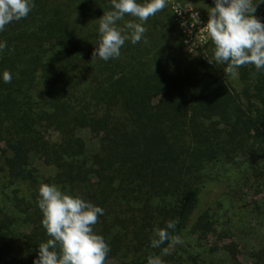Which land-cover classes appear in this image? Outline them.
<instances>
[{
  "label": "trees",
  "instance_id": "16d2710c",
  "mask_svg": "<svg viewBox=\"0 0 264 264\" xmlns=\"http://www.w3.org/2000/svg\"><path fill=\"white\" fill-rule=\"evenodd\" d=\"M189 1L208 21L214 0ZM33 3L0 32V264H33L50 239L42 184L104 210L105 264H264V70L224 73L211 39L186 54L168 4L148 43L91 61L111 0ZM169 221L183 244L162 255L151 239Z\"/></svg>",
  "mask_w": 264,
  "mask_h": 264
},
{
  "label": "clouds",
  "instance_id": "9594fccd",
  "mask_svg": "<svg viewBox=\"0 0 264 264\" xmlns=\"http://www.w3.org/2000/svg\"><path fill=\"white\" fill-rule=\"evenodd\" d=\"M259 0H214L215 7L208 9V22L204 27L213 42L214 55L209 63L226 65L224 73L237 76L239 68L254 65L257 71L264 70V24L254 15ZM112 10L104 12L99 19L100 39L92 53V60L108 61L119 58L125 41L132 44L143 41L147 28L144 23L163 10L166 0H111ZM35 7L33 0H0V32L14 21L26 18ZM125 15L136 18L119 27L117 22ZM193 16L199 23V13ZM7 42H0V51ZM5 83H11L12 73L5 70ZM38 206L43 213L42 224L50 239L39 245L38 258L33 264H105L109 246L103 236L94 231L98 217L104 210L86 201L81 196L62 192L56 185L42 184L39 188ZM176 221H169L163 229H156L151 247L159 248L165 242L168 247L162 255L170 254L178 244H183L180 235H172ZM59 247V250L57 248ZM147 264H165L161 256L150 254Z\"/></svg>",
  "mask_w": 264,
  "mask_h": 264
},
{
  "label": "rangeland",
  "instance_id": "374dc122",
  "mask_svg": "<svg viewBox=\"0 0 264 264\" xmlns=\"http://www.w3.org/2000/svg\"><path fill=\"white\" fill-rule=\"evenodd\" d=\"M168 7L172 12H175L178 17V25L183 35V45L184 51L186 54H192L196 49L202 48L205 43L210 40L208 34L205 30V26L208 21H205L199 11L198 8L193 5L189 0L188 1H178V0H166ZM199 13V23L196 22L193 13ZM43 173L46 175L51 174L49 170L43 168ZM247 241V240H246ZM249 242V241H248ZM18 243H15V245ZM107 264H120L119 260H112Z\"/></svg>",
  "mask_w": 264,
  "mask_h": 264
}]
</instances>
